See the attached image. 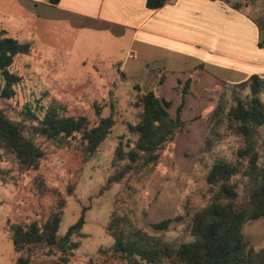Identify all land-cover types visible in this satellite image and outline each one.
I'll return each mask as SVG.
<instances>
[{
  "label": "rangeland",
  "instance_id": "obj_1",
  "mask_svg": "<svg viewBox=\"0 0 264 264\" xmlns=\"http://www.w3.org/2000/svg\"><path fill=\"white\" fill-rule=\"evenodd\" d=\"M222 1L230 7L240 5L241 9L232 8L243 10L257 27L261 21L259 42L264 41V0ZM0 4V12L13 9L4 0ZM1 22L3 29H10L7 19L0 17ZM17 31L12 28L7 35L34 41V46L30 53L17 55L10 70L23 78V84L15 98L0 100V109L8 118L24 123L28 129L37 125L38 120L26 116L25 106L31 102L37 116L39 109L55 107L67 117L85 116L92 123L112 117L116 124L88 158L80 135L67 140L35 137L44 154L37 170H22L12 155L0 151V264H15L20 256L8 237L9 225L42 222L55 208L60 211L59 238L67 235L83 213L85 216L84 226L70 235L72 242L79 243L72 251L70 264H128L112 250L114 240L107 228L115 216L150 233H158L151 224L173 218L165 239L175 246L189 241L191 216L207 203L206 175L210 166L218 156L234 161L237 150L244 145L242 138L229 132L225 121L220 123L213 117L219 105L231 104L232 90H206L209 97L204 95L199 107L206 106L207 110L197 118H182L189 124L162 150L156 167L132 173L101 193L108 178L126 163L116 156L117 148L122 144L127 151L129 140L135 139L129 126L140 120L138 99L145 92H158L159 76L149 72L145 78L125 79L119 66L113 68L109 59L95 67L88 61L87 46L79 38L75 23L62 20L48 22L44 29L22 34ZM159 89L168 95L167 87ZM171 113L176 115V109ZM263 137L264 127L258 131L259 145ZM207 139L209 148L205 145ZM61 201L65 202L62 207L58 205ZM243 234L249 247H264V219L248 222ZM30 256L31 264H58L61 251L35 247Z\"/></svg>",
  "mask_w": 264,
  "mask_h": 264
},
{
  "label": "trees",
  "instance_id": "obj_2",
  "mask_svg": "<svg viewBox=\"0 0 264 264\" xmlns=\"http://www.w3.org/2000/svg\"><path fill=\"white\" fill-rule=\"evenodd\" d=\"M60 0H50L58 4ZM168 0H146L149 9L162 8ZM241 9L240 5H233ZM259 31L263 33L261 21ZM262 35V34H261ZM264 48V41L259 42ZM30 45L23 44L0 31V100L13 99L23 84V78L12 73L14 59L19 54H28ZM163 81H159V86ZM190 81L185 82L176 117H171V102L160 97L158 92L148 91L138 99L141 107L139 122L129 126L135 138L129 140L128 150L120 144L116 156L126 163L110 176L101 193L120 183L132 173L153 169L160 163L162 150L182 132L189 122L182 120L181 111ZM232 90L231 104L219 105L213 117L225 121L230 133L240 137L244 145L236 152L234 161L218 156L206 175L207 203L193 212L189 226L190 240L175 246L166 239L174 219L165 218L151 227L158 233L132 224L122 216L113 217L107 231L113 238V252L128 264H264V247L255 250L249 247L243 234L244 226L264 219V137L258 144V131L264 127V78L252 75L247 80L229 85ZM242 92H248L245 97ZM26 116L38 120L31 129L19 121L8 118L0 109V151L12 155L22 170H37L43 152L34 141L35 137L47 139H71L80 135L86 158L96 153L112 133L114 118H99L93 123L85 116L67 117L60 109L48 107L37 112L33 103L25 106ZM223 114V117L221 116ZM205 145L209 147L207 139ZM60 207L64 201L58 203ZM57 205V206H58ZM179 219V218H176ZM85 224L84 213L67 235L59 238L60 211L56 208L42 222L28 225L11 223L8 237L17 253L15 264H31L30 253L35 247L58 249L61 256L58 264H70L72 251L79 246L70 235ZM48 254H51L49 252Z\"/></svg>",
  "mask_w": 264,
  "mask_h": 264
},
{
  "label": "crops",
  "instance_id": "obj_3",
  "mask_svg": "<svg viewBox=\"0 0 264 264\" xmlns=\"http://www.w3.org/2000/svg\"><path fill=\"white\" fill-rule=\"evenodd\" d=\"M4 1L13 9L0 12L10 24L6 30L1 22L0 31L8 34L18 28L22 34L44 29L48 22L75 23L87 46L88 61L95 67L109 59L125 79L145 78L149 72L158 75L157 85L162 80L160 87L168 89V95L159 89L160 97L171 102L173 118L171 110L177 112L186 81L190 87L181 118L191 119L207 110L199 107L204 95L209 97L206 90L224 89L254 74L264 78L259 28L243 10H234L222 0H168L155 10L147 7L146 0ZM17 40L33 50L34 41Z\"/></svg>",
  "mask_w": 264,
  "mask_h": 264
}]
</instances>
